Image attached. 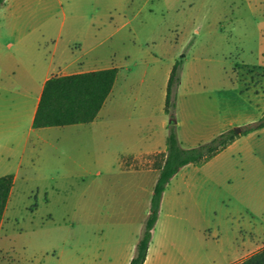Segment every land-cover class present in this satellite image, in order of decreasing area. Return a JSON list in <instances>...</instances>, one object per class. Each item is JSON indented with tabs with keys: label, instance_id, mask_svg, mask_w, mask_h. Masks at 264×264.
Returning <instances> with one entry per match:
<instances>
[{
	"label": "crops",
	"instance_id": "obj_1",
	"mask_svg": "<svg viewBox=\"0 0 264 264\" xmlns=\"http://www.w3.org/2000/svg\"><path fill=\"white\" fill-rule=\"evenodd\" d=\"M18 1L4 0L0 4V12L8 16V21L0 22V95H9L2 103L3 109L9 112V118L0 119V165L8 167V170L1 172L0 176L13 175L8 201L19 178L25 181L35 170H44L39 159L60 138L53 131L80 126V170L95 169L99 180L94 181V207H97L94 215L96 219L107 221L109 226L108 230L99 231L100 244L95 253L86 260L80 258V264H129L149 213L150 197L158 176L151 157L165 150L171 125L164 108L168 79L177 58L173 56L162 62L153 56V62L147 67L136 69V61L131 65L116 62L103 65L99 59L87 61L81 56L80 59H56L57 45L53 44L52 55L45 66L24 65L22 55L27 52L26 37L41 29L38 25L17 20ZM20 9L27 10L28 7ZM94 28L93 23L80 24V40L93 42ZM43 37L40 33L32 40L37 51L49 48L43 44ZM107 68H116V76L92 121L64 126H32L47 78ZM149 72L150 81L147 79ZM22 76L27 78L23 85ZM181 85L180 80L172 124L184 148L209 141L235 127L241 131L243 125L264 114V111L256 115L230 112L224 95L228 88L225 85L215 90L206 88L207 92L215 91V103L181 101ZM32 88L35 96L24 106L25 117L22 120L20 95L31 93ZM262 135L264 127L239 134L204 164H186L176 172L162 193L158 218L143 264H235L261 249L264 223L260 222L253 227L238 224L226 246L221 242H217V246L210 245L205 225L207 215L198 217L195 207L200 197L206 204L214 193L218 199L232 196L241 200L248 197L246 190L252 191L249 194L251 203L254 206L260 204L258 192L261 175L264 177ZM74 153L77 155L78 151L73 148L68 152ZM146 157L152 160H145L142 165L135 163ZM204 211L200 209L199 212ZM181 236L192 239L187 243ZM194 241L195 245H192Z\"/></svg>",
	"mask_w": 264,
	"mask_h": 264
},
{
	"label": "rangeland",
	"instance_id": "obj_2",
	"mask_svg": "<svg viewBox=\"0 0 264 264\" xmlns=\"http://www.w3.org/2000/svg\"><path fill=\"white\" fill-rule=\"evenodd\" d=\"M17 7L18 21L41 29L26 37L24 65L45 66L53 44L56 59L81 56L87 61L99 59L103 65L136 61V69L147 67L153 56L162 62L176 56L180 66L179 81L172 88L174 102L181 80V101L215 103V91L207 89L225 85L230 112L256 115L264 111V0H19ZM3 21L8 16L0 12ZM88 23L95 27L91 43L80 40V24ZM39 32L48 49L33 47ZM5 96L9 95H0V119L9 118L2 107ZM34 96L33 88L20 95L22 120L24 106ZM53 133L60 138L39 159L44 170H35L25 181L19 178L7 200L0 220V264H80V258L86 260L95 253L99 231L108 230V222L94 215V181L99 177L92 167L80 170V126ZM72 148L77 155L68 154ZM261 151L264 161V146ZM148 159L152 160L146 157L135 163L142 165ZM7 170L0 165V173ZM250 192L246 190L248 197L241 200L218 199L215 193L207 204L198 199L195 211L198 217L207 215L210 245L226 246L238 224L264 223L262 175L258 206L251 203ZM186 238L181 236L187 243L192 239Z\"/></svg>",
	"mask_w": 264,
	"mask_h": 264
},
{
	"label": "trees",
	"instance_id": "obj_3",
	"mask_svg": "<svg viewBox=\"0 0 264 264\" xmlns=\"http://www.w3.org/2000/svg\"><path fill=\"white\" fill-rule=\"evenodd\" d=\"M3 1L0 0V4ZM179 66L180 61H175L167 84L164 109L171 119L174 118L175 107L172 88L179 81ZM116 72V68H107L50 76L44 82L32 126L34 128L64 126L92 121L110 92ZM262 127H264V114L257 120L243 125L239 133L229 129L209 141L184 148L177 139L175 125L169 126L165 150L151 157L153 166L158 169V176L150 197L149 213L143 230L137 238L134 255L129 264H143L152 230L158 218L162 193L176 172L186 164H204L230 144L239 134H245ZM12 185V174L0 176V220ZM235 264H264V246Z\"/></svg>",
	"mask_w": 264,
	"mask_h": 264
},
{
	"label": "water",
	"instance_id": "obj_4",
	"mask_svg": "<svg viewBox=\"0 0 264 264\" xmlns=\"http://www.w3.org/2000/svg\"><path fill=\"white\" fill-rule=\"evenodd\" d=\"M173 122H174L173 119L170 120V123H173ZM233 130H234L236 133H239V131H240L239 127H235Z\"/></svg>",
	"mask_w": 264,
	"mask_h": 264
}]
</instances>
